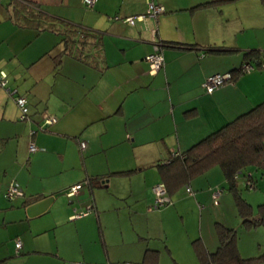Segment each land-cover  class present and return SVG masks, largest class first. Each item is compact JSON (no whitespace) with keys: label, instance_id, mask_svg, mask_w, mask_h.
<instances>
[{"label":"crops","instance_id":"0c3cea01","mask_svg":"<svg viewBox=\"0 0 264 264\" xmlns=\"http://www.w3.org/2000/svg\"><path fill=\"white\" fill-rule=\"evenodd\" d=\"M13 1H0V69L27 99L29 119L19 122L16 104L0 88V156L8 139L21 138L0 174V264H199L193 240L215 251L216 223L236 229L240 256L264 252V225L244 227L229 191L212 198V187L227 188L217 165L191 178L194 194L182 186L168 206L148 209L161 181L159 162L264 101V0L195 9L213 0H152L163 12L134 24L124 17L144 14L148 0H96L90 8L83 0H19L86 32L71 43L80 58L62 53L58 67L63 36L15 21ZM153 41L161 42L164 65L152 74L145 55ZM250 50L259 52L251 70L203 89L206 76L236 69ZM44 113L57 120L40 128ZM30 141L37 150L29 151ZM5 175L22 196H4ZM81 181L68 197L67 188ZM238 187L257 215L264 194L254 205ZM110 210L125 214L116 229Z\"/></svg>","mask_w":264,"mask_h":264},{"label":"trees","instance_id":"16d2710c","mask_svg":"<svg viewBox=\"0 0 264 264\" xmlns=\"http://www.w3.org/2000/svg\"><path fill=\"white\" fill-rule=\"evenodd\" d=\"M223 1L227 0L199 3L191 9L206 6V4H219ZM13 11L15 21L20 24L32 27L37 31L50 29L63 36L62 39L65 40L66 45L54 55L56 67L60 66L62 53L67 52L80 58L71 43L84 40L87 37L86 32L55 22L45 15L38 3L14 0ZM96 48L99 50L98 43L95 45ZM244 55V62L249 60L258 62L259 52L256 50L245 52ZM242 64L229 71L232 73V81L238 73L243 72ZM2 143L3 139L0 138V145ZM175 152L178 154L172 153L170 158L157 164L161 182L165 184L169 197L182 186L185 187L186 184H189L191 178L217 165L226 178L227 190L237 203L238 214L242 219L243 226L264 225V202L258 204L257 215H253L250 204L243 199L241 189L238 187L240 182L243 188L249 189L243 183L244 178L247 177L254 188L257 185L258 177L264 176V101L201 138L184 152ZM257 172L259 175L256 174ZM115 173L127 174L129 171ZM215 229L219 241L215 251L209 252L200 239L193 240L199 264H264V252L250 257L240 256L235 228L216 223Z\"/></svg>","mask_w":264,"mask_h":264},{"label":"built area","instance_id":"2783aa9c","mask_svg":"<svg viewBox=\"0 0 264 264\" xmlns=\"http://www.w3.org/2000/svg\"><path fill=\"white\" fill-rule=\"evenodd\" d=\"M1 1V0H0ZM96 0H83L85 6L91 7ZM147 7H146V12L144 14L136 15V16H127L124 17V21H126L129 24H134V21L136 19H143L145 16H150L153 18H156L158 14L163 12L164 7L161 4H157L153 2L152 0L147 1ZM113 18L119 19L118 16H114ZM122 19V18H121ZM155 32V29H152V33ZM161 42L158 41H153V50L145 55V60L148 63L149 66V72L150 73H156L161 67L164 65V58L163 54L161 52L160 48ZM253 63L250 61H245L243 62L241 69L243 72L249 71L253 68ZM232 81V73L229 71L226 72H216L213 74H209L204 78V80L201 83V86L206 92H212L216 87L219 85H222L226 82H231ZM0 88H3L8 95H11L17 104V106L20 109V118L23 120H28L29 115H28V106H27V99L18 93V89L16 87H11L8 85V78H7V72L0 69ZM57 118L54 115L44 113L43 114V123L40 124V128L44 127L45 125L52 124L56 122ZM32 133V132H31ZM80 147L83 148L85 147V142L80 141ZM29 151L33 152L37 150V145L33 142L30 141L28 145ZM174 155L178 154V152H173ZM244 185L248 186L249 188H252V184L249 182L248 178H244L243 181ZM82 186L81 182L75 183L73 185H70L67 188V195L71 196L74 195L79 188ZM185 191L192 195L194 194L193 189L189 184H186L184 187ZM223 188L215 186L212 187L211 189V196L212 198H217L221 193H222ZM152 191L154 194L153 197V202L148 206V209H155L162 207L168 203H170V198L166 190V186L163 182H157L153 185ZM23 190L22 188L17 185V183L12 179L5 191H4V196L7 199H13L16 196H22ZM90 211V207H88L86 210L82 211H75L74 214L72 215V218L75 217H80L82 215L87 214ZM21 245V241L19 239L15 240V246L16 248H19ZM105 264H111V263H105Z\"/></svg>","mask_w":264,"mask_h":264},{"label":"rangeland","instance_id":"374dc122","mask_svg":"<svg viewBox=\"0 0 264 264\" xmlns=\"http://www.w3.org/2000/svg\"><path fill=\"white\" fill-rule=\"evenodd\" d=\"M84 6H85V4H84ZM86 8H90V7H88V6H85ZM121 20V19H120ZM58 46H60V44L58 45ZM11 99H12V101L15 103V101H14V99H13V97L11 96V95H8ZM16 104V103H15ZM16 106H17V104H16ZM17 108H18V120H19V122L20 123H23L25 120H23V119H21L20 118V115H21V113H20V109H19V107L17 106ZM42 120H40V122H41ZM39 122V123H40ZM25 123V122H24ZM15 140H12V139H8L7 140V142L5 143V152H4V154L3 155H1L0 156V174H1V170H4V168H5V166L10 162V158H11V155L12 154H14V149L16 148L15 146H16V143H17V141H16V138H18L19 140L21 139L20 138V136L18 137V136H15V137H13ZM11 154V155H10ZM257 175H259V172H257L256 173ZM260 177V176H259ZM258 177V180H257V183H258V185H256V187H254V188H249V189H245V188H243L242 189V191H243V194H244V196H246L247 198H249V197H251V198H253V200L255 201V200H257V195L258 194H264V178H259ZM2 178H3V175H1V177H0V180H2ZM5 180H6V184H5V188L4 189H6V187H7V185H8V183L13 179V178H11V177H8V175L6 176L5 175ZM262 179V180H261ZM5 180H4V182H5ZM84 181H81V183H83ZM83 185H84V183H83ZM3 184H2V190H3ZM220 187V186H219ZM223 188V190H222V193L225 191V193H228V190H227V188L226 187H222ZM108 191L111 193V195L112 196H115V193H114V191L112 190V187H110L109 189H108ZM221 193V194H222ZM0 195H1V197H3L2 196V191L0 190ZM67 195V194H66ZM75 195V194H74ZM68 196V195H67ZM73 196V195H72ZM17 197H20V196H16L15 198H17ZM68 197H71V196H68ZM106 197H110L109 195H107L106 194ZM230 197H232L231 195H230ZM14 198V199H15ZM107 201H110V200H106V202ZM256 202L257 201H255V203H254V205L256 204ZM169 204H166V205H164V206H162V207H159V208H155V209H153L154 211L155 210H159V209H162V208H164V207H166V206H168ZM213 208L214 209H222V208H216V206L214 205L213 206ZM225 208V207H224ZM86 209V208H85ZM226 209V208H225ZM227 211L229 212V207L227 206ZM107 218H108V222H109V224H110V226L112 227V228H114V229H116L117 228V224L118 223H120V224H123V223H121V221H120V219H122V221L124 222L125 221V214H124V212L122 211V210H120V212H114V210H110V211H108L107 212ZM262 241H264V239H262Z\"/></svg>","mask_w":264,"mask_h":264}]
</instances>
